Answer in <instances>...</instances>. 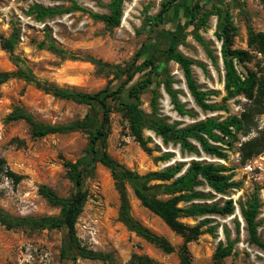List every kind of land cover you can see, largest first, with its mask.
Wrapping results in <instances>:
<instances>
[{"label":"rangeland","instance_id":"1","mask_svg":"<svg viewBox=\"0 0 264 264\" xmlns=\"http://www.w3.org/2000/svg\"><path fill=\"white\" fill-rule=\"evenodd\" d=\"M166 0H126L123 3V24L108 31L101 22L92 20L86 13L73 12L55 15L36 21L30 8L40 6L54 9L70 8L73 2L94 14H108L106 5L110 0H0V35L8 38L16 31L17 44L12 57L0 48V71L11 72L19 67L29 71L40 81L55 84L61 88L81 93L93 94L102 90L108 83L115 88L116 82L108 72L98 73L96 67L86 62L87 58L99 59L110 65L125 66L131 63L139 48L143 53L138 59L140 65L149 58L156 64L164 61L163 52L167 48V35L183 33L178 51L192 60L193 78L199 88L208 94L210 104H222L223 66L220 57V43L215 37L219 20L226 13L237 29L234 48L247 50L246 31L250 26L255 32L264 33V6L261 0H179L156 27L150 26V20L157 16L161 3ZM199 6L200 18L209 13L204 27L195 29L196 21L191 19V10ZM122 21V19H121ZM199 35L207 44L215 62L208 58L203 45L195 40ZM54 45L59 50L77 57L60 58L47 49ZM253 69L252 64L247 66ZM204 70H203V69ZM240 73L243 69L237 67ZM165 74L171 79L172 89L177 92L181 105L193 112V118L178 116L170 104V99L160 86L157 91L159 115L169 124L180 127L195 121L213 117L225 119L238 116L244 100L238 98L227 101V112L203 113L190 97L183 74L173 62L165 64ZM147 68L136 72L133 81L153 78ZM156 82L161 80L157 77ZM151 94L149 90L141 95L142 109L149 113ZM15 107H21L44 124H63L81 119L88 108L69 101L53 98L38 90L25 80H10L0 86V158L6 161L8 168L21 180L14 183L0 178V208L13 217L55 216L58 210L51 208L39 195L38 188L46 186L59 197L70 195L72 186L65 177L64 162H74L87 145L86 135H51L42 139H32L23 122L6 123L5 118ZM260 129L264 130V115L258 119ZM149 139L148 147L152 154L144 153L129 135L125 119L116 107L110 115V132L107 138V153L125 168L144 175L164 169L170 163L189 162L192 155L181 154L178 147L164 146L153 133L145 131ZM170 153L173 159L169 163L155 162V158ZM228 159L221 162L231 169L237 189L226 195H218L208 188L198 191L208 194L209 198L201 203L222 206L231 200L234 214L229 217L210 216L211 226L216 228L214 235L203 234L198 240L188 244L190 264H264V252L248 243L244 223L240 221L239 204H243L254 192L262 203L257 217L258 235L264 241V153L241 164L238 146L227 152ZM210 161L201 154V160ZM88 200L79 216L75 231L82 246L111 254L113 263L125 264L132 254L147 255L163 264H180L177 250L182 238L172 233L165 224L144 209L127 191L132 217L153 234L166 239L174 248L171 254H164L154 246L144 242L128 231L118 219L119 197L114 182L107 169L97 164L93 173L86 179ZM166 199L167 197L161 196ZM185 207L184 204L179 205ZM238 212V213H237ZM205 218L182 219L181 222L194 226ZM242 220V218H241ZM239 227V243L230 257L215 262L214 251L219 243L225 244V233L235 238V229ZM62 234L58 231L27 232L7 231L0 226V264H60ZM76 264H109L77 260Z\"/></svg>","mask_w":264,"mask_h":264},{"label":"trees","instance_id":"2","mask_svg":"<svg viewBox=\"0 0 264 264\" xmlns=\"http://www.w3.org/2000/svg\"><path fill=\"white\" fill-rule=\"evenodd\" d=\"M126 0H110L106 9L108 14H94L73 2L70 8L57 7L54 9L33 6L31 14L36 21L55 15L70 14L73 12L86 13L92 20L101 22L110 32L120 26L123 3ZM179 0H166L161 3L156 17L150 20V26L156 27L162 23L169 10L178 4ZM264 6V0H261ZM199 6L191 10V19L196 21L195 29L204 27L207 22L208 12L199 18ZM237 29L228 15L219 20L215 37L220 43V57L223 66L222 104L208 103V94L203 92L193 78L192 60L178 51L179 43L183 40V33H170L167 35V48L163 52L164 61L156 64L154 58L145 60L137 65L143 53L142 47L138 49L131 63L125 66L110 65L99 59L87 58L85 61L96 67L98 73L108 72L116 82L114 88L108 83L102 90L93 93H81L74 90L61 88L46 81H40L29 71L16 67L14 71H0V86L10 80H25L33 83L36 88L53 98L69 101L88 108L87 113L78 120L63 124H44L37 121L32 114L21 107H15L6 116V123L23 122L32 139H42L51 135H69L83 133L87 138V145L83 154L74 162H64L65 177L72 186L68 197H59L50 188L40 186L38 195L51 207L58 210L55 216L43 217H13L0 208V226L7 231L22 230L27 232L58 231L62 234L60 249V264H76L77 260L92 262L113 263L111 254H106L88 249L81 245L76 236L75 226L88 200L86 179L93 173L97 164L107 169L114 182V187L119 197L118 219L131 233L144 242L159 249L164 254L174 252L173 246L164 238L159 237L143 227L130 213V204L127 191L130 190L140 205L151 214L159 218L165 226L175 235L182 238V245L177 254L180 264H190L188 244L195 242L203 234L214 235L216 228L206 217H229L234 214L231 200L222 206L217 204L201 203L209 198L198 189L208 188L218 195H226L230 190L237 189L233 181L231 169L221 162L228 159L227 152L238 146L241 164L256 158L264 153V130L260 129L258 119L264 115V33L255 32L250 26L246 31L247 50L234 48ZM16 31H12L8 38L0 35V48L9 54L13 61L14 49L17 44ZM195 40L204 46L208 58L215 62V58L208 50L207 44L199 35ZM48 50L60 58H75L77 56L59 50L54 45H49ZM173 62L180 68L187 91L194 104L203 113L227 112V101L234 99L244 100L238 116H228L225 119L205 118L195 121L187 126L169 124L159 115L158 100L160 95L157 89L162 86L170 99L174 112L180 117L193 118L194 114L180 104L177 92L172 89L171 79L165 74V64ZM253 69L247 66L251 65ZM237 67L243 69L240 73ZM147 68L154 75L143 81H133L135 74L140 69ZM203 69V68H202ZM204 70V69H203ZM161 77L159 82L156 78ZM149 90L151 94L150 112H145L142 107L141 95ZM116 107L117 112L125 119L130 137L150 155L153 150L148 147L149 139L143 133L151 132L159 138L164 146L178 147L181 154L192 155L187 164L185 162L170 163L164 169L144 175L137 174L115 160L107 153V138L110 132V115ZM201 154L210 161L201 159ZM173 157L164 153L155 158V162L169 163ZM7 178L14 183L21 180V176L13 173L6 161L0 158V178ZM167 197L166 199L160 198ZM185 207L180 208L179 205ZM262 208L261 200L257 193L251 194L243 204H239V213L248 235V243L264 252V241L258 235L257 217ZM205 218L194 226L181 222L182 219ZM225 233V244L219 243L214 251L213 259L220 262L234 253L235 246L239 243V227L235 229V238L231 239ZM125 264H163L147 255L132 254Z\"/></svg>","mask_w":264,"mask_h":264},{"label":"bare ground","instance_id":"3","mask_svg":"<svg viewBox=\"0 0 264 264\" xmlns=\"http://www.w3.org/2000/svg\"><path fill=\"white\" fill-rule=\"evenodd\" d=\"M125 18V15H123V17H122V21H121V25L123 24V19ZM238 213V212H237ZM240 221H241V223H242V220H241V218H240Z\"/></svg>","mask_w":264,"mask_h":264},{"label":"water","instance_id":"4","mask_svg":"<svg viewBox=\"0 0 264 264\" xmlns=\"http://www.w3.org/2000/svg\"><path fill=\"white\" fill-rule=\"evenodd\" d=\"M204 160V159H203ZM190 161V160H189ZM200 161H202L201 159H200ZM205 161H207V160H205Z\"/></svg>","mask_w":264,"mask_h":264}]
</instances>
